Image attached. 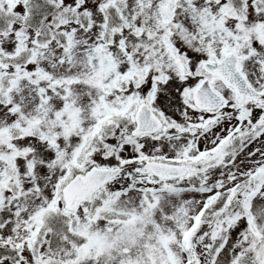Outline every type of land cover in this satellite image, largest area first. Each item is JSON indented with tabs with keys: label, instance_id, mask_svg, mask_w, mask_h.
Listing matches in <instances>:
<instances>
[{
	"label": "snow or ice",
	"instance_id": "6c2138e0",
	"mask_svg": "<svg viewBox=\"0 0 264 264\" xmlns=\"http://www.w3.org/2000/svg\"><path fill=\"white\" fill-rule=\"evenodd\" d=\"M0 264H264V0H0Z\"/></svg>",
	"mask_w": 264,
	"mask_h": 264
}]
</instances>
